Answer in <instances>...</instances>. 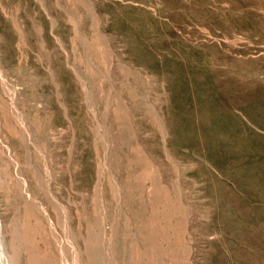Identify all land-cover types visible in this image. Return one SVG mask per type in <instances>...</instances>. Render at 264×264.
I'll list each match as a JSON object with an SVG mask.
<instances>
[{
	"label": "rangeland",
	"instance_id": "1",
	"mask_svg": "<svg viewBox=\"0 0 264 264\" xmlns=\"http://www.w3.org/2000/svg\"><path fill=\"white\" fill-rule=\"evenodd\" d=\"M0 264H264V0H0Z\"/></svg>",
	"mask_w": 264,
	"mask_h": 264
}]
</instances>
